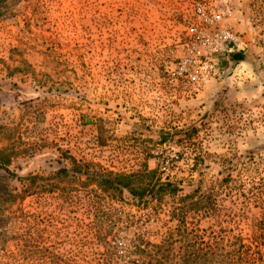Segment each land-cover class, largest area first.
Returning a JSON list of instances; mask_svg holds the SVG:
<instances>
[{
  "label": "rangeland",
  "instance_id": "1",
  "mask_svg": "<svg viewBox=\"0 0 264 264\" xmlns=\"http://www.w3.org/2000/svg\"><path fill=\"white\" fill-rule=\"evenodd\" d=\"M198 1L228 12L247 60L206 55L190 87L171 74ZM0 153V192L18 193L0 194V264H134L132 242L177 227L248 242L264 214V0H5ZM71 161L108 175L155 169L177 190L114 200L62 178Z\"/></svg>",
  "mask_w": 264,
  "mask_h": 264
},
{
  "label": "trees",
  "instance_id": "2",
  "mask_svg": "<svg viewBox=\"0 0 264 264\" xmlns=\"http://www.w3.org/2000/svg\"><path fill=\"white\" fill-rule=\"evenodd\" d=\"M0 0V16L3 4ZM232 64L246 61L243 51L232 47L224 53ZM8 156L0 153V168L7 170ZM62 178L83 176L84 181L94 184L111 199L120 200L125 190L136 204L159 202L163 196H173L177 187L168 180L155 178V169L142 168L131 173L103 174L98 171L82 169L77 162L71 161L68 169L62 167ZM4 202H12L18 193L3 189L0 192ZM187 197H191L188 195ZM191 206L197 203L192 199ZM154 205V204H153ZM255 230L247 237L248 242L238 234H218L219 230L209 229L208 233L198 234L177 227L163 236L157 243L145 242L144 245L132 242L130 251H138L140 260L134 264H264V214L254 224ZM113 246L106 248L108 257H116ZM129 251V252H130Z\"/></svg>",
  "mask_w": 264,
  "mask_h": 264
},
{
  "label": "built area",
  "instance_id": "3",
  "mask_svg": "<svg viewBox=\"0 0 264 264\" xmlns=\"http://www.w3.org/2000/svg\"><path fill=\"white\" fill-rule=\"evenodd\" d=\"M227 11L222 8L210 9L201 2L193 5V15L197 23L188 24L186 35L189 48L187 54L179 57L171 75L190 87L198 85L205 75L199 67L200 59L206 55L224 54L232 47H238L240 38L225 23Z\"/></svg>",
  "mask_w": 264,
  "mask_h": 264
}]
</instances>
